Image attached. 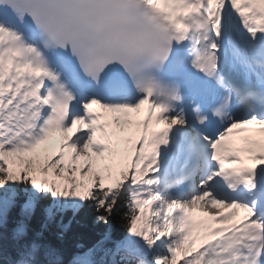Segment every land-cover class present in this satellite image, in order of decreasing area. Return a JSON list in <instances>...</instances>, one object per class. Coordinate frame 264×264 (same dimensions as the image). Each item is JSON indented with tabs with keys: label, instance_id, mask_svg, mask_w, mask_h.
Instances as JSON below:
<instances>
[{
	"label": "snow or ice",
	"instance_id": "1",
	"mask_svg": "<svg viewBox=\"0 0 264 264\" xmlns=\"http://www.w3.org/2000/svg\"><path fill=\"white\" fill-rule=\"evenodd\" d=\"M0 264H264V0H0Z\"/></svg>",
	"mask_w": 264,
	"mask_h": 264
},
{
	"label": "trees",
	"instance_id": "2",
	"mask_svg": "<svg viewBox=\"0 0 264 264\" xmlns=\"http://www.w3.org/2000/svg\"><path fill=\"white\" fill-rule=\"evenodd\" d=\"M78 231H80L83 235H85L86 237L88 235H90V230L89 229H77Z\"/></svg>",
	"mask_w": 264,
	"mask_h": 264
}]
</instances>
